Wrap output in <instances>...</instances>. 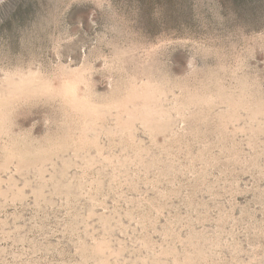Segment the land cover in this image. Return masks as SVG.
Returning a JSON list of instances; mask_svg holds the SVG:
<instances>
[{
  "label": "rangeland",
  "instance_id": "obj_1",
  "mask_svg": "<svg viewBox=\"0 0 264 264\" xmlns=\"http://www.w3.org/2000/svg\"><path fill=\"white\" fill-rule=\"evenodd\" d=\"M0 264H264V0H0Z\"/></svg>",
  "mask_w": 264,
  "mask_h": 264
}]
</instances>
